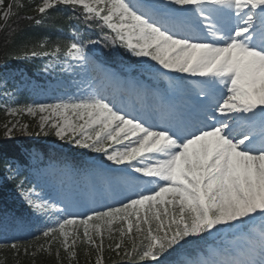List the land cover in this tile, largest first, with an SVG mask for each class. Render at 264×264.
Here are the masks:
<instances>
[{"label":"snow or ice","instance_id":"1","mask_svg":"<svg viewBox=\"0 0 264 264\" xmlns=\"http://www.w3.org/2000/svg\"><path fill=\"white\" fill-rule=\"evenodd\" d=\"M22 7L0 0V32ZM58 7L70 11L69 20L106 29L102 40L85 42L74 30L70 42L20 41L15 58L63 54L112 78L90 47L103 41L167 80L176 99L161 96L137 116L87 83L79 96L6 106L9 116L39 114L34 131L20 120L6 122V139L17 132L54 135L98 154L93 167L109 179L97 195L122 199L77 219L64 200L58 207L43 194L42 181L55 165L33 152L2 158L34 215L53 209L67 215L40 228L31 251L16 242L0 248L36 257L52 255L55 246L58 264L61 251L73 261L82 246L89 257L95 254L94 264H105L106 249L116 264H169L173 253L182 256L174 264H264V0H39L36 15L25 19L46 25ZM15 36V29L8 31L5 43Z\"/></svg>","mask_w":264,"mask_h":264},{"label":"rangeland","instance_id":"2","mask_svg":"<svg viewBox=\"0 0 264 264\" xmlns=\"http://www.w3.org/2000/svg\"><path fill=\"white\" fill-rule=\"evenodd\" d=\"M38 2L39 0L29 1L33 6ZM138 2H141V0H138ZM0 16H2V14H0ZM74 30L75 28L69 30V40H71ZM90 47L95 49V55L98 53L97 51L100 50L99 45ZM89 55H91V53H89ZM95 57L96 56L93 58L98 63ZM130 57L133 61H138V58L131 55ZM33 60L35 63V69L32 71L31 75L27 72L25 66H2L3 68L0 72V109L3 111L6 106L50 103L55 102L58 98H67L73 95L79 96L81 95L82 85L93 83L94 85L101 87L106 95L114 97L119 104H123L133 113L136 112L137 108L141 105L146 107L147 105L152 106L153 103H159L161 96L157 87L160 85H165L164 88L167 87V84H165L167 83V80L157 77L150 71L146 70L143 66V62H139V68L133 69V72L128 77H122L115 73L114 77L105 78L104 74L100 72L95 65L89 64L87 67L82 68L75 61H65L63 54H61L59 60L50 57H40ZM19 61L21 63H29L31 62V59L25 60L20 58ZM148 63L152 62L149 61ZM125 70L128 69L126 68ZM92 73H96L95 76L92 75ZM167 75L175 74L168 73ZM107 91L108 93H106ZM21 96H24L25 99L22 100ZM122 97L123 101L121 102L120 98ZM153 98L156 102L150 101ZM166 99H176V97L173 95ZM11 120H20L21 123L31 125L32 127L29 129L30 131L38 130L36 129V125L39 122V114L33 117L25 113L19 117H14L6 115L4 111V118L0 121V129L3 130V125ZM30 122L32 124H30ZM17 134L21 133L17 132L14 136ZM31 137L35 136L32 135ZM41 137L43 142H50L51 147L54 145L56 148L59 147L63 152L73 153L77 157H80L85 164L84 168L76 171L70 166V164L64 161L57 162L50 158H45V156L43 157L42 152L33 146L29 150H22L24 156H26L28 152L37 153L45 165L51 163L55 165L57 169L54 174L46 177L42 181L45 185L43 194L46 198L56 202L58 207L63 206L60 201L64 200V203L69 206V212L77 219H79L84 213H90L93 210H106L108 206H112L109 202H115V205L118 204L119 199H122V197L111 198L97 195L96 190L106 188L109 179L97 174V170L93 167V161H99L102 159L98 154L68 145L63 141H60L54 135L44 136L41 134ZM49 138H51L52 141ZM103 163L113 168V165H111L110 162L103 161ZM61 171H68L70 174L61 175ZM7 176L8 173L5 168L3 175L0 177V188L5 185H12L10 188H5L6 198L27 205L19 195L15 182L8 179ZM28 186L30 185L26 184V187ZM61 215H67V213H58L53 209L47 214V216L38 217L33 214L32 220L36 219L45 222L47 218H50L51 222H55ZM7 219L8 216H5L0 222V231L4 229ZM29 250L31 251V247H29ZM106 251L107 249L105 252ZM4 252H11L12 257L14 259L17 258V255L10 248H0V264L6 260L5 257L9 256V254H5ZM21 253H24L23 250H21ZM52 254L56 264H58L55 256V246L53 247ZM78 254H80V261L78 258L69 261L63 251H61V257H63L62 264H89V261L91 264H94L95 254L93 253V255L89 257L85 254L83 246L78 249ZM29 257L32 256L29 255Z\"/></svg>","mask_w":264,"mask_h":264},{"label":"trees","instance_id":"3","mask_svg":"<svg viewBox=\"0 0 264 264\" xmlns=\"http://www.w3.org/2000/svg\"><path fill=\"white\" fill-rule=\"evenodd\" d=\"M29 1L30 0H9V2H18L24 5V7L19 9L18 16H14L8 21V28L0 32V68L2 64H8L13 67H17L18 65L25 66L30 73L31 70L34 69V60H31V64L26 62L20 63L19 58H15L16 44L20 41H26L31 44L38 42L43 38H48L52 42L58 40L67 42L66 33L69 31V27L74 23L79 24L78 34H80V31H83L79 36L85 42L88 39L102 40L104 32L107 31L106 29L102 31L98 27L89 28L85 23L76 19L69 20L68 16L71 15V13L67 8L63 7H58L54 10L53 20L50 23L43 26H37L34 22L25 19L26 16L36 15V13L32 11L33 5L30 4ZM4 23L3 19H0V27H3ZM12 29L16 30L15 42L5 43L7 33ZM99 49L100 50L97 51L98 53L96 54L97 57L102 63L110 67L117 69L134 63L125 61L126 59L128 60L129 57L122 48L117 49L105 47L102 41L101 44H99ZM134 65L136 64L134 63ZM2 118H4V111L0 109V121ZM30 124L32 123L30 122ZM31 136L17 134L11 139H6L3 135V130L0 129V177L5 170L2 158L11 159L23 157L21 147L30 148L31 146H34L42 151L46 157L50 156L55 160L61 158L63 161H68L76 170L84 167L81 159L75 154L64 153L60 149L57 150L55 147L47 145L46 142L42 141L41 135H33L35 137ZM49 139L52 141L51 138ZM49 148H52L53 154L48 152ZM11 186L12 185H5L0 188V222L4 215L8 216L4 229L0 231V242H2V244L16 242L31 247L32 244L35 243L34 237L39 234L38 230L41 227H44L46 223H49V220H46L45 222L39 220L33 221L31 219L33 213L27 205L6 198L5 188H10ZM4 253L9 254V256L5 257L6 260L3 261L2 264H56L53 254L48 255L47 253H39L36 257H29L20 252L17 258L14 259L11 252ZM180 255V253H173V255L168 258L169 264L178 260ZM104 256L105 264H116L117 258L114 254H110L106 251ZM77 258L79 261L81 260L80 254L77 255Z\"/></svg>","mask_w":264,"mask_h":264},{"label":"bare ground","instance_id":"4","mask_svg":"<svg viewBox=\"0 0 264 264\" xmlns=\"http://www.w3.org/2000/svg\"><path fill=\"white\" fill-rule=\"evenodd\" d=\"M141 2H144L143 0H141ZM120 101H123V98L120 100ZM151 102H156V100L153 98L152 100H150ZM157 104H153V107H150V108H147L145 107L144 105H141L137 108V111L136 112H133L132 114L133 115H137V116H140L142 115L144 112L150 110L151 108H154ZM118 166H115L113 165V169L117 168ZM120 167H123V166H120Z\"/></svg>","mask_w":264,"mask_h":264}]
</instances>
